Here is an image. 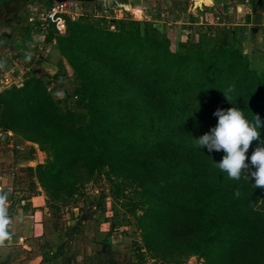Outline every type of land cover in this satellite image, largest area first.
<instances>
[{"label": "trees", "instance_id": "1", "mask_svg": "<svg viewBox=\"0 0 264 264\" xmlns=\"http://www.w3.org/2000/svg\"><path fill=\"white\" fill-rule=\"evenodd\" d=\"M263 6L264 0H251L253 12ZM242 29L228 28L217 46L192 50L182 44L186 51L149 32L142 39L100 32L87 45L79 40L87 32L92 36V26L72 32L63 45L75 71L98 79L87 87L90 121L78 125L40 81H25L0 91V126L5 123L38 142L42 152H53L48 167L35 169L54 198L61 191L70 196L72 186L90 180L98 164H120L113 171L128 167L146 205L145 246L163 257L196 251L205 264H264V188L252 182L254 167L246 170L249 178L242 171L239 180L231 179L216 166L224 152L200 149L196 142L215 126L214 111L232 106L249 119L258 116L264 137V74L233 52ZM259 146L264 144L250 143L246 160Z\"/></svg>", "mask_w": 264, "mask_h": 264}, {"label": "rangeland", "instance_id": "2", "mask_svg": "<svg viewBox=\"0 0 264 264\" xmlns=\"http://www.w3.org/2000/svg\"><path fill=\"white\" fill-rule=\"evenodd\" d=\"M211 1L97 0L76 3L69 13L62 14L61 23L40 31L28 17L42 10L48 0H0V79L3 80L0 91L12 86L21 87L25 81H40L53 102L63 112H69L73 121L78 125L88 123L93 116L90 92L98 79L95 74L92 77L83 74L82 77L75 71L74 62L64 49L66 41L63 37L72 32L80 34L82 29L92 26L96 32L92 30L90 37L87 32L79 40L86 45L97 33L117 31L124 36L133 33L140 39L147 32L154 37H167L174 50L186 51L182 44L192 50L199 46H217L220 38L227 36L228 28L233 27L227 22L229 16L232 22L243 21L245 13L239 10L245 0H214L210 4ZM260 10V13L248 15L247 21L261 31L256 36L251 26L242 27L233 52L243 55L250 67L262 75L264 6ZM122 44L126 43L122 41ZM122 44L116 51L121 50ZM102 49L112 53V49ZM16 57L15 63L12 62ZM94 63L89 64L90 72ZM101 82L106 84L109 80ZM89 86L91 88H87ZM127 96L123 94L122 98ZM111 121L115 122V116ZM8 127L5 123L0 126V146L8 147L11 153L0 161V192H4L0 200L7 202L2 207L7 208L8 219L11 207L13 211L21 205L22 199L30 198L35 204L30 210L39 211L34 218L39 226L28 237L25 246L19 245L21 249H16L15 245H5L14 247L12 255L22 256L24 261L28 259L27 264H205L204 257L196 251L170 253L163 257L160 250L146 248L141 227L146 205L141 203V188L128 175V167L113 171L115 165L120 167V164H98L90 180L72 186L70 196L61 191L54 198L41 184L35 169L39 164L48 167L53 152L48 148L47 152H42L38 142L26 140L23 134ZM16 144L24 146V153L30 154L33 165H28L31 163L26 160H17L13 154ZM20 217L22 215L15 219L17 225L21 223Z\"/></svg>", "mask_w": 264, "mask_h": 264}, {"label": "clouds", "instance_id": "3", "mask_svg": "<svg viewBox=\"0 0 264 264\" xmlns=\"http://www.w3.org/2000/svg\"><path fill=\"white\" fill-rule=\"evenodd\" d=\"M217 117L215 126L203 135L196 137L197 146L201 149L206 147L209 152L223 151L224 155L216 166L226 172L228 177L239 180L241 172L254 167L250 172L255 188H264V146L256 147L246 160L247 150L253 140L264 144L261 137V121L254 115L249 119L244 112L236 107L228 109L217 108L214 113ZM248 178H249V172ZM5 210L0 208V239L9 235L5 230L7 225Z\"/></svg>", "mask_w": 264, "mask_h": 264}, {"label": "crops", "instance_id": "4", "mask_svg": "<svg viewBox=\"0 0 264 264\" xmlns=\"http://www.w3.org/2000/svg\"><path fill=\"white\" fill-rule=\"evenodd\" d=\"M213 1L214 0H212L209 3L211 4V3H213ZM227 9H228V6H227ZM239 11H241V12L243 11V13H245L243 18H242V20H243L242 22H232L230 16H229V18H227L230 21L229 23L233 27L234 26H242V27H244V26L248 27L249 26L250 27L251 23H249V21H247V16L250 14H253V13L254 14H257L258 12L260 13L261 10L253 12L252 8H251V0H245L244 4L242 5V8ZM261 16L259 15V18H261ZM263 27H264V25H263ZM252 31H253L254 35L257 36L259 34V32L261 31V28H257V26L255 28L252 27ZM246 51H248V49ZM1 138H3V137H1ZM24 151H25V148L22 144L21 145L16 144V146L13 149V154L15 155V157L17 158L18 161L26 160L28 163H31L28 165H33L32 159L30 158V154H25ZM10 154L11 153L8 150V147L6 148L4 146H0V161H2L3 156L9 157ZM2 192L3 191L0 192V196H1ZM25 200L29 201L32 204H30V203L28 204L27 202H25ZM25 200L22 199L20 202L21 205L18 206V208H16L15 210L13 209V211H12V207L9 209L10 212H8V214H10L11 216L7 219L8 223L6 225L5 230L6 231L9 230L12 233H9V235L3 239H0V256H1L0 257V264H27L28 259H27V261H24L22 256L18 257L16 255L11 254L13 252L12 249L14 247L16 249H18V248L21 249L20 247H18L19 245H21L23 248L25 246L26 242H28V240H27L28 237H31V235H33V231H35V228L39 226L38 223L35 222V220H34V218L37 217L39 211H37L36 209L30 210L31 205L32 206L35 205L33 202L34 200L30 199V198H26ZM3 204H7V202L6 201L2 202L0 200V208L7 210V208L2 207ZM5 215H6V211H5ZM20 215H22V217H20L21 223H19L17 225L15 223V219L17 216H20ZM23 232H26L27 234H25V235L21 234ZM13 239H16V242H12ZM19 243H22V244H19ZM5 245H15V246L14 247H7ZM16 249H15V252L18 251ZM3 252L6 254H2Z\"/></svg>", "mask_w": 264, "mask_h": 264}, {"label": "built area", "instance_id": "5", "mask_svg": "<svg viewBox=\"0 0 264 264\" xmlns=\"http://www.w3.org/2000/svg\"><path fill=\"white\" fill-rule=\"evenodd\" d=\"M76 3L79 2L58 3L52 1L51 3L46 5L42 10L36 11L34 14L31 13L28 19L36 23L40 31H43L45 29L47 30L50 26L52 27L54 23L55 25H57L59 22L61 23L62 14L69 13L71 6L75 5ZM15 60H17V57L12 60V62L15 63ZM4 78L6 79V76H4ZM1 82H3L2 79L0 80V83ZM6 82L8 83L9 80H6Z\"/></svg>", "mask_w": 264, "mask_h": 264}, {"label": "water", "instance_id": "6", "mask_svg": "<svg viewBox=\"0 0 264 264\" xmlns=\"http://www.w3.org/2000/svg\"><path fill=\"white\" fill-rule=\"evenodd\" d=\"M52 1H55V2H58V3H62V2H79V3L90 2L91 3V2H94V1H97V0H52ZM100 1L105 2L107 0H100ZM258 3L260 4L261 0H258Z\"/></svg>", "mask_w": 264, "mask_h": 264}]
</instances>
